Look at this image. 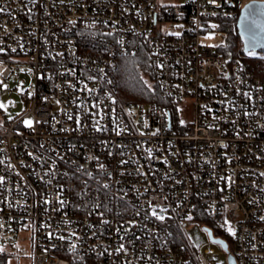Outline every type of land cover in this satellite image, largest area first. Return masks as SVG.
<instances>
[{"label":"built area","instance_id":"obj_1","mask_svg":"<svg viewBox=\"0 0 264 264\" xmlns=\"http://www.w3.org/2000/svg\"><path fill=\"white\" fill-rule=\"evenodd\" d=\"M249 1L0 0V98L27 106L0 123V250L25 231L33 264H264V49L224 28ZM144 50L170 105L119 95Z\"/></svg>","mask_w":264,"mask_h":264},{"label":"trees","instance_id":"obj_2","mask_svg":"<svg viewBox=\"0 0 264 264\" xmlns=\"http://www.w3.org/2000/svg\"><path fill=\"white\" fill-rule=\"evenodd\" d=\"M225 29L228 31V46L227 51L236 55L238 52V45L240 44V37L237 34L235 21L227 20ZM243 48L240 47V51ZM247 63L257 66V59L249 58ZM151 72L153 74V82L150 83L146 74ZM118 79H119V95L123 100L131 102H146L157 101L170 105L171 101L166 99L162 94L156 75V69L150 62L147 50L142 51L138 55H125L119 58L118 66ZM155 80V81H154ZM219 233V231H218ZM8 255L3 250H0V263L4 264Z\"/></svg>","mask_w":264,"mask_h":264},{"label":"rangeland","instance_id":"obj_3","mask_svg":"<svg viewBox=\"0 0 264 264\" xmlns=\"http://www.w3.org/2000/svg\"><path fill=\"white\" fill-rule=\"evenodd\" d=\"M165 1H169L173 3L178 0H165ZM168 29L172 30L171 27H168ZM239 42L240 44L238 45V49H237L238 52L236 53L237 55L240 52H242V50L240 51V47L243 48V44L241 40ZM23 75L26 76L25 73H23ZM146 76L150 81V83H152L153 74L149 72L148 74H146ZM12 83L14 84L13 80ZM5 97L6 95L0 98V105H3V107H0V123H6L7 120H11L15 118L17 115L22 114L24 113V111L27 110V106L23 102L19 103L18 107L16 108L5 105ZM186 114L187 116L191 115L190 112ZM26 120H31L33 123L32 117H27L23 121ZM185 230L188 237L194 243L196 249L199 252H204L205 249L214 247L217 250V252L221 255L223 260L227 259L226 252L223 251L221 246L210 239L208 232L204 229V223L202 221H198V220L187 221L185 224ZM227 230L230 234H232L235 231V226L230 224L227 227ZM229 241L232 242L231 239H229ZM3 251L6 252L8 255L4 264H33V246H32L31 236L28 232L25 231L21 232L16 244L5 246Z\"/></svg>","mask_w":264,"mask_h":264},{"label":"water","instance_id":"obj_4","mask_svg":"<svg viewBox=\"0 0 264 264\" xmlns=\"http://www.w3.org/2000/svg\"><path fill=\"white\" fill-rule=\"evenodd\" d=\"M237 29L244 52L264 49V0H251L244 5L237 19ZM204 229L212 241L227 248V241L216 237L208 226H204ZM229 259L230 264H236L233 255Z\"/></svg>","mask_w":264,"mask_h":264},{"label":"snow or ice","instance_id":"obj_5","mask_svg":"<svg viewBox=\"0 0 264 264\" xmlns=\"http://www.w3.org/2000/svg\"><path fill=\"white\" fill-rule=\"evenodd\" d=\"M0 11H3V9H0ZM211 27H216V25H212ZM209 38H211V37H209ZM251 54V53H250ZM247 95V94H246ZM0 107H3V105H0ZM24 123L26 124V125H28V126H31L32 125V121L31 120H26V121H24ZM61 204H63V201H61ZM153 215H156V213L155 212H153ZM190 218V217H189ZM160 219H163V217L161 216L160 217ZM73 247V249L75 248V245H73L72 246ZM123 247V245H121V248Z\"/></svg>","mask_w":264,"mask_h":264},{"label":"bare ground","instance_id":"obj_6","mask_svg":"<svg viewBox=\"0 0 264 264\" xmlns=\"http://www.w3.org/2000/svg\"><path fill=\"white\" fill-rule=\"evenodd\" d=\"M257 53V52H256ZM259 53V52H258ZM253 54H255V52H253Z\"/></svg>","mask_w":264,"mask_h":264}]
</instances>
